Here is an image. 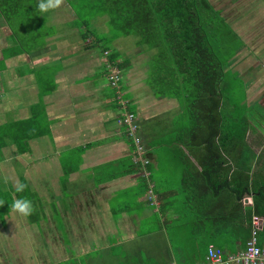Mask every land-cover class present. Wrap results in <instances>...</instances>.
Instances as JSON below:
<instances>
[{
	"label": "crops",
	"instance_id": "1",
	"mask_svg": "<svg viewBox=\"0 0 264 264\" xmlns=\"http://www.w3.org/2000/svg\"><path fill=\"white\" fill-rule=\"evenodd\" d=\"M242 3L235 9L246 32L225 69L242 82L249 105L264 107V0ZM57 7L71 20L45 28L40 41L25 42L17 28L27 26L0 17V264H191L208 242L177 213L188 168L179 161L187 150L174 139L189 117L159 81L158 47L138 35L131 44L123 36L109 42L122 64L117 89L108 81L106 43L78 21L69 0ZM122 99L140 124L147 178L120 122ZM17 183L26 185L22 192H14ZM20 197L32 202L28 216L9 208Z\"/></svg>",
	"mask_w": 264,
	"mask_h": 264
},
{
	"label": "trees",
	"instance_id": "2",
	"mask_svg": "<svg viewBox=\"0 0 264 264\" xmlns=\"http://www.w3.org/2000/svg\"><path fill=\"white\" fill-rule=\"evenodd\" d=\"M80 1L75 11L83 24L108 17L110 35L103 47L109 64L122 67L108 52L109 42L117 37L136 34L141 44L158 47L159 81L166 93L186 103L189 117L186 125H178L174 139L187 150L179 161L188 168L180 188L183 206L177 213L208 245L215 243L230 252L244 249L253 217L264 219V107L257 101L247 103L243 84L241 97H236L226 60L200 15L202 7L214 9L213 5L209 0ZM37 3L0 0V17L22 21ZM195 164L202 169L192 171ZM249 196L252 204L245 203ZM259 244H264V223ZM206 253L191 264L205 260Z\"/></svg>",
	"mask_w": 264,
	"mask_h": 264
},
{
	"label": "rangeland",
	"instance_id": "3",
	"mask_svg": "<svg viewBox=\"0 0 264 264\" xmlns=\"http://www.w3.org/2000/svg\"><path fill=\"white\" fill-rule=\"evenodd\" d=\"M248 1V0H246ZM211 5H213L214 9H210V7H202L200 11V15L203 19V22L205 24V27L209 33V37L216 47L217 52L221 55V57L226 60V65L228 58L232 54V51L235 47L241 46V38L240 35L242 33H245L246 30L243 29V24L245 23L244 17L242 16L243 10H236V5L243 4L244 0H209ZM82 2L80 0H73V9L75 10L77 7H81ZM221 8V9H220ZM224 10V12H223ZM25 15H31L29 18H24V20H19L22 23H24L25 26H27L26 30L25 27L22 29L21 26L17 28L18 30H22V34L24 35V41H28L29 38L31 40H34V36L38 38L40 41V33H43L45 28L51 29V26L58 25L56 23H62L64 20L69 19L71 20L70 15L67 13V11H60V9L57 7L54 10L51 9V11H47L44 13H40L38 9L33 5V10ZM225 15V16H224ZM227 17V18H226ZM22 18V17H21ZM105 18L104 16L95 17L91 21V25L88 26V29L92 31L93 34L99 35V37L102 38V41L108 40L109 38V30L110 26L107 23L108 18L106 21H104V24L101 22L102 25H93V23L98 22V20H103ZM23 19V18H22ZM64 19V20H63ZM227 19H230V21H235V26L237 25V28L229 22ZM47 20L49 22V25L47 23ZM53 22H52V21ZM18 21V22H19ZM80 23L81 21L78 20ZM7 23H12V27L15 26L14 22L10 20ZM67 24V21L64 23ZM49 26V27H48ZM241 33V34H240ZM20 34V35H22ZM135 38H138L136 34H131L127 36L121 37L119 40H125L128 43H132ZM118 40V41H119ZM107 55V54H104ZM118 70V68L116 67ZM120 71V77L121 82L118 84V88L124 87V78L122 77V71ZM232 71V70H231ZM231 84L234 85V88L236 90V97L240 98L242 95V83L239 81V79H235L231 81ZM263 96V91L259 94V97L261 98ZM126 105L128 107V103L126 102ZM124 111V106H123Z\"/></svg>",
	"mask_w": 264,
	"mask_h": 264
},
{
	"label": "built area",
	"instance_id": "4",
	"mask_svg": "<svg viewBox=\"0 0 264 264\" xmlns=\"http://www.w3.org/2000/svg\"><path fill=\"white\" fill-rule=\"evenodd\" d=\"M107 54V52H106ZM108 81L117 88L121 82L120 71L116 66L108 64ZM124 111L121 114L120 122L125 126L126 135L133 145L134 160L144 170V176L149 177L150 158L147 155V148L140 134V124L135 113L127 110L126 101L122 99ZM149 198L156 202L153 188L148 189ZM264 219L261 216L253 217V227L249 240L244 249L235 252L225 251L221 247L211 243L208 245L205 260L196 264H264V249L259 245V232L262 230ZM170 264H179L172 261Z\"/></svg>",
	"mask_w": 264,
	"mask_h": 264
},
{
	"label": "clouds",
	"instance_id": "5",
	"mask_svg": "<svg viewBox=\"0 0 264 264\" xmlns=\"http://www.w3.org/2000/svg\"><path fill=\"white\" fill-rule=\"evenodd\" d=\"M59 4L60 0H38V3L35 5V7L40 13H44L50 9L56 8ZM25 187L26 185L24 183H17L14 185V192H22ZM9 208L24 216H28L33 211L31 200L24 197L13 198Z\"/></svg>",
	"mask_w": 264,
	"mask_h": 264
},
{
	"label": "water",
	"instance_id": "6",
	"mask_svg": "<svg viewBox=\"0 0 264 264\" xmlns=\"http://www.w3.org/2000/svg\"><path fill=\"white\" fill-rule=\"evenodd\" d=\"M248 201V199H246V202Z\"/></svg>",
	"mask_w": 264,
	"mask_h": 264
},
{
	"label": "bare ground",
	"instance_id": "7",
	"mask_svg": "<svg viewBox=\"0 0 264 264\" xmlns=\"http://www.w3.org/2000/svg\"><path fill=\"white\" fill-rule=\"evenodd\" d=\"M233 122V121H232Z\"/></svg>",
	"mask_w": 264,
	"mask_h": 264
}]
</instances>
